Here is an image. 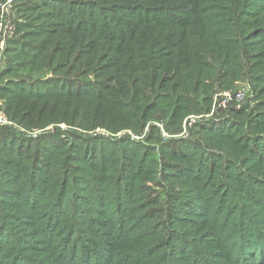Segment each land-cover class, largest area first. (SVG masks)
<instances>
[{
  "label": "rangeland",
  "instance_id": "rangeland-1",
  "mask_svg": "<svg viewBox=\"0 0 264 264\" xmlns=\"http://www.w3.org/2000/svg\"><path fill=\"white\" fill-rule=\"evenodd\" d=\"M8 1L11 2L9 20L15 27L9 41L14 40V48L10 49V54L2 57L0 73L9 63L29 59L23 52H36V47L42 41L41 34H32L39 29L37 24L30 21V6L34 2H25L28 6L26 11H29L26 13L23 9H17V0H4L0 6ZM132 1H142L140 5H144L164 0ZM198 1L199 8L203 7L201 17L204 19L198 25L199 32L208 22V28L212 31L226 33L218 35L224 46H211L222 58L211 63V68L216 70V82L207 79L206 88L200 89L198 96H191L192 102L199 107L187 112L177 125L170 115L171 110L162 114L152 104L143 113L149 102L145 99L146 94H140L133 101V108L132 104H124L123 110L134 109L127 112L132 115L123 114L125 117H120V114H115L111 123L94 117L101 109V103L95 111L89 103L74 105L69 102L67 105L63 101L41 100V96H44L42 93L51 97V93H66L71 87L92 93L109 89L112 85L116 88L119 75L113 72L117 66L109 64L98 69L95 64L96 52H103L105 60L112 46L106 39L108 36L99 35L98 24L85 29L91 34L69 28L71 32L63 40L56 39L52 44V38L49 39L47 47L51 46L52 49L62 41L63 47L57 50H60L59 57L64 58L71 51V57L76 58L69 73L59 71L64 70L66 64L58 67L55 64L54 70L45 68L42 72L32 71L30 75L16 73L1 79L0 112L4 120L0 124V138L7 140L12 135L24 141L21 146L25 149V160L14 159L10 152L0 153V223L5 221L8 225L3 232L0 264H19V258L24 260L20 264H60L58 257L64 259L70 253L75 261L73 264H157L166 255L167 249L160 248L163 240H172L174 248H181L177 249L179 252L173 262L168 263L171 258L169 253L164 264H258V261L248 259L249 256L238 257L243 250L244 240L222 234L214 225L218 223L220 226L223 218L235 214L241 217V221L237 227L232 223L231 231L241 233V225L245 231L251 230L248 216L257 234L260 230L264 231V161H257L247 145L240 144L243 138L234 136L237 132L217 142V135L204 129L214 124L221 127L231 120L239 122L242 114L239 120L235 115L247 107L251 109L247 115L253 111L264 113V96L261 95L264 93V79H259L264 77V28H260L261 33L257 30L250 32V27L244 26V20L239 21L240 28L231 24L232 11L238 8V3L244 9L243 0ZM249 1L256 2L249 4L250 11H257L259 18L262 16L253 25L262 26L264 9L258 10L256 6L263 7L264 2L245 0L244 4ZM117 2L126 4L127 1ZM108 3L111 4L110 1L105 4ZM31 9L36 11L38 8ZM51 12L55 16V9ZM65 18L68 25L75 26L78 21H88L84 12L69 13ZM24 23L28 28L23 27L22 31L25 32L16 35L18 25ZM236 29L243 32L242 38L233 34ZM254 32H258L257 39L253 36ZM112 34L116 35L115 30ZM240 42L244 43V50L239 48ZM247 42L253 46L252 50L248 49ZM82 43L90 46L86 64L77 56L78 45ZM247 52L249 63L256 68L263 65L252 68L251 71L257 73L250 72L249 77L254 78L241 76L235 81L231 77L227 81L232 82L230 86L226 85L228 89L218 90L243 93L244 100L232 102L227 109L214 110V102L209 104L208 101L211 98L214 100L218 92L213 93L215 86L226 84L227 74L223 70L230 71L232 76L237 75ZM142 63L146 64V61ZM91 70H96V73L90 74ZM4 87L11 89L5 90ZM23 91L25 95L30 94L38 99L31 101V114L34 116L25 123L21 116L23 110L16 113L7 108L9 97ZM254 91H260V95ZM186 100L189 101V98ZM19 103L22 108L25 107V104ZM67 109H74L79 114L70 117L61 113ZM142 113L144 125L140 127ZM181 114L182 110L178 116ZM167 124H170L169 128ZM259 132L248 134L247 141ZM83 137L102 138L110 143L124 140L121 162H116L118 158L114 162L100 160L94 163L95 159L89 160L87 154L83 155V141L77 139ZM184 142L191 145L183 150L179 146L172 147ZM205 142L211 143V148L205 146ZM0 143L6 141L1 140ZM32 146L33 150L30 151ZM40 150L43 153L41 160L38 159ZM219 150L224 152V160L220 162L226 169L221 179L212 178L214 174L208 173L210 178L206 180L207 174L202 169L209 166V156L191 165L186 157L177 154L204 152L223 156ZM235 152L240 153L241 157H231L230 153ZM113 154L109 157H113ZM33 173H36L35 180ZM63 176H67L64 184L68 185L65 208L54 205L56 188L52 185L48 190H40L42 182L45 189L46 181H62ZM22 192L25 193L20 195ZM228 245L235 246V255L230 256L232 252ZM182 246L185 247L184 252ZM14 255H17L16 259Z\"/></svg>",
  "mask_w": 264,
  "mask_h": 264
},
{
  "label": "trees",
  "instance_id": "trees-1",
  "mask_svg": "<svg viewBox=\"0 0 264 264\" xmlns=\"http://www.w3.org/2000/svg\"><path fill=\"white\" fill-rule=\"evenodd\" d=\"M2 1L4 0H0V2ZM28 1L34 2V5L32 4L30 6V21H33V23L37 24L39 27L38 31L32 34H41L40 39H42V41L36 47L38 48L36 52H23V54L27 55L29 59L15 64L9 63L6 69H3L0 73V82L3 77L16 73L24 72V74L30 75L33 74L32 71L42 72L45 68H51L54 70L56 68L55 64L57 67L66 64L64 70L60 69L59 71L64 74L69 73L70 68L76 62V58L71 57V51H68L64 58L59 57L60 50L58 52L57 50L58 48L63 47L62 41L52 49L51 46L47 47L49 39L52 38V44L56 39L59 41L63 40L65 36L71 32L68 31L69 28H76V30H83L80 32H83L84 34H91L90 32L85 31V29L91 28L95 24H98L100 27L98 29L99 35L101 33L104 36H108L106 39L112 43L107 59H103V52H96L97 58L95 64L98 66V69L104 65L115 64L117 67L113 73L119 75L116 88L112 85L109 89H101L98 92L92 93L80 91L75 89V87H71V90H68L66 93H51V97H48L49 94L42 93V95H44L41 96L42 101H63L67 105H69V102H72L74 105L89 103L95 111L101 103V109L98 110L94 117L97 116L98 118H102L111 123L115 114H120V117H125L123 114L132 115V113L127 112H133L134 109L125 111L122 109L124 104H132L131 106L133 108V101L137 100L140 94H146L145 99L149 100V102L145 106L143 113L149 105L154 104V107L159 109L162 114L171 110L170 115L177 125L180 120L185 117L187 112L190 110H196L199 107V105L192 102L191 96H198L200 94L198 93L199 90L206 88L205 82L207 79H212L214 83L216 82L214 77V75H216V70L211 68V63L222 58V55L218 54L217 50L214 52L211 46L214 48L218 44L219 46H224L221 37L218 35L223 36L226 33L220 34L216 30L212 31L208 28V22L204 25L202 32H199L198 25L201 24L204 19L201 17V10L203 7L199 8L200 2L198 0H164L144 5H140L143 3L142 1L136 3L132 0H17L16 2L19 4L17 9H23L26 13L29 12L26 11L28 6L25 3ZM109 1L111 4L108 3V5H106L105 3ZM117 1L127 2L125 4ZM262 1L264 2V0ZM250 2L252 1L244 4L245 0H243L244 9L239 7V3L237 4L238 8L232 11L231 24L240 28L239 21L244 20V26L250 27V32L257 30L261 33L262 31H260V28H264V20L262 26L256 24L255 26L253 25V22L258 20L259 17H257V11H250L249 9V4H256V2ZM36 7L38 8L36 11L31 9ZM262 8L264 9V5L263 7H260V5L256 6V9L258 10H261ZM43 9L45 10L42 11ZM54 9L56 11L55 16L51 12V10ZM33 11L35 15H33ZM77 12H84L88 17V21H78L76 26L68 25L67 19L65 18L67 14L71 13L74 15ZM39 18L42 19L38 20ZM261 18L262 16H260L259 19ZM120 20L124 22H120ZM62 23L65 24L63 25ZM26 24L27 23L18 25L16 35L25 32L22 31V28L24 27L27 29L28 27ZM117 24L120 25L117 26ZM119 27H122V29ZM114 30L116 35L112 34ZM258 32H254L255 34H253L256 39V33ZM233 34L239 38L243 37V32L239 29L234 30ZM31 37L32 35L29 36V38ZM262 40H264V38H262ZM13 41L14 40L8 42L5 56L10 54L8 53L10 49L14 48ZM246 45L248 49H253L250 42H247ZM78 46L77 56L79 55V59L83 61V64H86L90 46L86 43H82ZM238 46L241 50H244L245 48L243 42H240ZM262 52L264 57V51ZM245 55L246 58L241 62V67L239 68L240 72L237 73V75L232 76L230 71L223 70L227 74L226 84H220L218 87L215 86L213 93H216L218 90H227V86H230L232 83H227L231 77L236 81L235 78H240L241 76L248 78L250 72H255L251 70L256 67L247 61L248 52ZM143 61H146V64H143ZM262 66L263 65H259L257 68ZM92 73H96V70H91L90 74ZM249 78H254V76H250ZM259 79L263 80L264 77ZM145 85L148 87H143ZM4 89L10 90L11 88L4 87ZM201 92L204 93L203 90ZM24 93L25 91L9 97V105L7 106L8 111L12 110L17 113L19 110H23L21 112L22 119H24L23 123L27 122L34 116L31 114L33 111V109H31V101H38V99L32 98L30 94L25 95ZM254 93L260 95V91H254ZM261 95L263 97L264 93ZM186 98H189V101L186 100ZM212 101L211 98V101H208L209 104L210 102L212 104ZM19 102L25 104V107L22 108V105H20ZM180 110H182V114L181 116H178ZM247 111H251V109L248 107L241 109L239 110V113L235 115L237 118L236 120H239L242 114V119L239 122L231 120L229 121L231 124L227 122L226 124L220 125L221 127H217V124H214L211 127H205L204 131L211 133L214 136L217 135V142L224 138L231 137L237 132L234 136L243 138L240 144L247 145L248 150L253 153L257 161H264V113H262V111H253V113L247 115ZM61 113L70 117L79 114L75 113L74 109H67ZM143 113L141 115L142 123L140 127L144 125ZM220 114L217 115L219 116ZM167 126L169 128L170 124H167ZM257 130L260 132L252 133V137L247 141V135ZM150 137L153 136L150 135ZM77 139L83 141V148H85L83 149L85 151L83 155L87 154L89 160L95 159L94 163H98L100 160L114 162L116 158H118L116 162H121L120 158L124 152V149L121 146L123 144L122 141L124 140L119 139L120 141L117 143H110L102 138L86 139L83 137ZM1 140L6 141V143H0V153L10 152L14 159L25 158L23 155L25 149L21 146L24 141L20 138L11 135L9 139L4 140L0 138V141ZM188 145L191 144L184 142L180 145H172V147L178 148L179 146L183 150V148ZM205 146H210L211 148V143L205 142ZM31 150H33V146L30 151ZM112 152L114 154L113 157L110 158L109 155ZM219 152L222 153L223 156L214 153H211L210 155L204 152L194 155L184 153L177 154L181 157H186L187 162L191 165H196L198 160L209 156V159H211L209 166L207 165L202 169L206 172V180H208L210 178L208 173L214 174L212 178L216 177L217 179H221V175L226 172L224 164L220 162L221 160H224V152L221 150H219ZM42 155L43 153L40 150L38 159L41 160ZM230 155L231 157H241L238 152L230 153ZM199 172L201 173V170ZM33 174H35L33 175V180H35L37 178L36 173ZM191 175L192 173L189 174V176ZM66 178L67 176H63L62 181L55 180L52 183L46 181L45 185H47V188L45 189L43 188L44 182L40 185V190H48L51 185L53 188H56V196L53 197L54 205L60 206L61 208H65V201L68 196V185L64 184ZM24 193L25 192H22L20 195ZM63 196L65 197L63 198ZM242 209L243 208L241 207V210ZM247 220L249 224L252 225V229L245 231L244 227L241 225V233L229 229L232 226V223L237 227L238 223L241 221V217H237L235 214L227 215L223 218V223L220 226L217 223L214 227L222 232V234L231 236L233 239L239 240L241 238L240 241L244 240L243 250L238 254L239 258L242 256H249L248 259L258 261V264H264V231L260 230L257 234L254 230V223L249 216L247 217ZM256 220H259V218ZM244 221L245 219L242 218V222ZM255 223H257V221H255ZM7 229L8 225L5 221L1 222L0 250L2 249L1 243L4 240L3 232ZM159 235L161 236V234ZM159 240L162 241V238ZM162 243L163 245L160 248L167 249V251H165V257H163L157 264H164L166 256L169 253H171V258L168 263L173 262L174 256L179 252L178 250H181V248H174L175 243H173L172 240L168 242L163 240ZM228 246L232 252L230 256L235 255L237 253L235 246ZM182 247L184 252L185 247ZM71 255L72 253L64 259L58 257V262H60V264H73L75 261H73ZM14 257L16 259L17 255H14ZM18 260L20 263L24 261L22 258H19Z\"/></svg>",
  "mask_w": 264,
  "mask_h": 264
},
{
  "label": "built area",
  "instance_id": "built-area-1",
  "mask_svg": "<svg viewBox=\"0 0 264 264\" xmlns=\"http://www.w3.org/2000/svg\"><path fill=\"white\" fill-rule=\"evenodd\" d=\"M11 2L8 1L6 4L0 6V68L2 67V57L5 54V48L9 39L14 35L15 27L9 20ZM245 94L237 93L234 94L232 91H218L214 97V110L216 109H227L232 102H242ZM4 117L0 112V124H2Z\"/></svg>",
  "mask_w": 264,
  "mask_h": 264
}]
</instances>
